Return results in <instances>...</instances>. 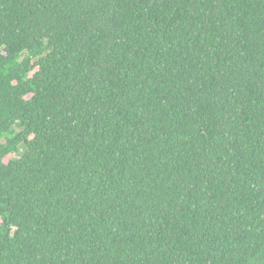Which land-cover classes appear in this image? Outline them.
Instances as JSON below:
<instances>
[{
    "label": "trees",
    "instance_id": "obj_1",
    "mask_svg": "<svg viewBox=\"0 0 264 264\" xmlns=\"http://www.w3.org/2000/svg\"><path fill=\"white\" fill-rule=\"evenodd\" d=\"M0 264H264V0H0Z\"/></svg>",
    "mask_w": 264,
    "mask_h": 264
}]
</instances>
